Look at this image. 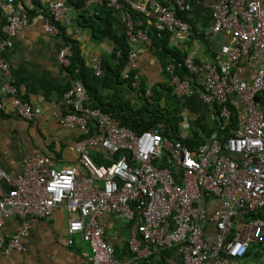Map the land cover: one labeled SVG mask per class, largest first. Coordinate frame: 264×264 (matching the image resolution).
<instances>
[{
	"label": "built area",
	"instance_id": "obj_1",
	"mask_svg": "<svg viewBox=\"0 0 264 264\" xmlns=\"http://www.w3.org/2000/svg\"><path fill=\"white\" fill-rule=\"evenodd\" d=\"M97 1L124 12L129 44H149L148 33L134 27L132 11L151 19L158 38L166 31L190 36L189 24L177 16L186 10L187 0H175L168 6L153 0ZM214 1L209 35L225 36L227 43L212 63L197 65L187 56L181 65L189 74L201 76L200 86L176 74L173 62L165 68L178 99L196 96L213 106V132L193 149L185 143L192 137L188 118H183L177 139L163 136L158 128L135 134L91 108L86 90L74 82L62 95L68 112L61 125L81 131L75 151L87 175L78 178L75 167L56 169L49 158L37 152L22 160L20 172L14 177L0 169V227L11 217L23 220L16 233L0 238L4 255L25 251L21 239L30 228L26 218L52 216L63 208L71 216L67 234L79 235L89 245L90 264H128L116 257L114 247L105 240L98 221L105 214L136 223L129 251L140 262L152 253L173 249L178 264H245L255 243L263 255L258 263L264 264V5L247 0ZM0 10L6 16V38L17 36L28 24L27 15L14 0H0ZM66 11L63 2H50L41 9L46 34L59 35L50 18L61 25L69 24ZM6 46L10 42L0 38V77L9 80L11 73L2 57ZM140 52L139 48L128 51L127 68L121 74L133 89L140 82ZM71 56V44H64L58 61L66 68ZM242 62L256 63L252 79L239 77L244 70ZM89 64L94 76H103L100 59L90 58ZM143 91L139 95L151 103L150 92ZM3 92L10 97L11 110L19 118L32 121L40 114L39 108L18 97L10 82ZM232 95L244 107L236 125L231 121ZM5 110L0 102V112ZM223 132L230 136L225 137ZM93 149L119 158L108 165H97L89 155ZM68 242L71 244L70 239Z\"/></svg>",
	"mask_w": 264,
	"mask_h": 264
},
{
	"label": "crops",
	"instance_id": "obj_2",
	"mask_svg": "<svg viewBox=\"0 0 264 264\" xmlns=\"http://www.w3.org/2000/svg\"><path fill=\"white\" fill-rule=\"evenodd\" d=\"M153 1L165 6L175 2V0ZM247 1H259L264 5V0ZM50 2L65 4L69 24L60 25L64 26L67 35L80 42L85 65L90 70V58H98L102 64L113 50L111 41L95 40L88 29L76 24L77 10L69 5L67 0H14V5L27 15L28 24L12 38H6L3 35L6 16L5 12L0 10V38L10 42V46H6L2 51V57L11 73L9 80L0 77V102L6 108L4 112H0V169L13 177L20 172L22 160L31 157L34 152L49 158L56 169L75 167L78 178L87 175L85 168L79 164V156L75 151L76 142L82 138L81 131L78 128H66L61 125L62 118L68 112L62 94L67 86H72L74 82L70 80L66 71L67 67H63L58 61V52L64 46L63 39L60 35H48L43 30L40 11ZM214 2V0H187L186 10L179 13L184 15L190 26V36L185 37L179 32L166 31L162 36L166 39V47L178 51L183 59L187 56L193 57L197 65L212 63L220 47L228 41L222 35L214 38L209 35L212 26L211 8ZM100 4L97 0H84L82 10L92 14ZM112 12L113 29L116 34L126 36L124 12L122 10H112ZM46 14L47 12L44 13L45 16ZM140 15L143 23H137L140 27L138 29L148 32L152 28L151 19L144 14L140 13ZM132 21L135 27L133 18ZM129 46L130 49L141 50L139 78L144 90H148L151 94L152 89H159L161 85H170L165 72L168 62L160 58L156 50L151 48L150 38L148 45L138 43L129 44ZM242 63L244 70L239 77L252 79L256 63ZM9 82L16 87L19 98L40 109L36 119L26 121L13 114L11 99L3 92L4 85ZM200 82L201 76L194 75L192 84L200 86ZM110 92L103 89L101 94L108 97ZM129 97L132 100L136 99L134 93H131ZM89 106H91L90 96ZM230 106L236 110L239 121L244 107L234 95L230 97ZM213 111V106L202 103L196 96L182 98L179 111L180 130L183 118H188L191 128L204 127V129L213 130L215 122L210 117ZM197 131L205 136L202 130L197 129ZM225 133L227 134L225 137L230 136V133ZM89 155L91 159L94 156L100 162H103V159L112 161L111 158H113L100 149L89 151ZM97 184L101 185L100 182ZM1 185L5 190L9 187L4 182ZM70 217L63 208H58L52 216L26 218L30 228L28 235L21 239L25 251H12L9 255H4L0 251V264H90L89 245L83 242L79 235L68 236L67 234ZM22 221L16 216L5 219L0 227V238H8L16 233ZM98 221L105 232V240L114 247L118 259L128 264H178V258L173 249L164 250L167 255L164 259L158 253H152L146 260L141 262L136 260L129 251V239L136 228L135 222L123 221L116 215L108 214L100 216ZM69 239L71 244L68 242ZM250 249L244 263L260 264L258 262L263 255L257 244L252 243Z\"/></svg>",
	"mask_w": 264,
	"mask_h": 264
},
{
	"label": "trees",
	"instance_id": "obj_3",
	"mask_svg": "<svg viewBox=\"0 0 264 264\" xmlns=\"http://www.w3.org/2000/svg\"><path fill=\"white\" fill-rule=\"evenodd\" d=\"M67 2L77 10L75 22L79 27L88 29L93 39L99 41L108 40L113 44L111 54L102 62L103 76L100 78L96 77L85 65V60L81 53L80 42L76 41L72 36L67 35L64 26H61L50 18V21L56 24L64 44H71L72 56L66 71L72 82L79 81L87 91L91 101L90 107L100 109L103 113L116 120L119 126L129 129L135 134H140L151 128H158L163 136L171 140L177 139L181 123V118L179 117L181 99H178L172 93L171 85H161L159 89H152L150 96L152 103H149L143 95H139V92H144L141 80L138 88L133 89L130 87L128 81L121 78L122 72L127 68V53L130 46L127 43L126 36L116 34V31L113 29L112 10L109 9L105 3H101L99 7L90 14V12L82 10L84 0ZM48 15L47 13L46 16L48 17ZM131 15L135 22V28H140L137 25L138 22L140 24L143 23V18L140 13L132 11ZM177 16L186 21L182 13H177ZM147 33L151 40V48L156 50L157 55L160 58L166 59L168 64L173 62L177 66L176 74L182 78H188L192 82L194 75L189 74L187 70L181 66L183 58L178 54V51L168 49L166 47V39L163 37H156L153 28H150ZM112 60L114 61L113 63ZM70 87L67 86L65 91ZM103 89L111 91L108 97L101 94ZM131 93H134L136 96V99H134L136 101L129 97ZM230 108L232 111L231 121L232 124L235 125L238 121V115L233 107L230 106ZM197 129L205 132V136L200 135ZM191 132V139L186 140L185 143L193 149L197 145L203 143L205 138L210 132H213V130H210V128L204 129V127H194L191 128ZM223 134L227 136L225 132H223ZM118 157L119 155H115L111 160L113 161ZM92 160L97 165H108L112 162L104 159L103 162H100L97 161L94 156H92ZM159 254L163 259L167 256L164 251Z\"/></svg>",
	"mask_w": 264,
	"mask_h": 264
}]
</instances>
